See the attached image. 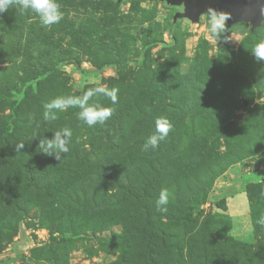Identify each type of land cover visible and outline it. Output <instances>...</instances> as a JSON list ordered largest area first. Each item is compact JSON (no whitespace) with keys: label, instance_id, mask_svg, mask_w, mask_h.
Instances as JSON below:
<instances>
[{"label":"rangeland","instance_id":"obj_1","mask_svg":"<svg viewBox=\"0 0 264 264\" xmlns=\"http://www.w3.org/2000/svg\"><path fill=\"white\" fill-rule=\"evenodd\" d=\"M57 2L63 19L51 26L15 7L0 15V264H53L43 253L55 237L65 264L118 263L122 249L115 239L124 233V210L117 208V217L109 219L91 209L110 188L99 179L103 161L111 157L109 170L116 173L120 151L96 153L85 165L76 148L104 145L98 132L113 125L117 109L132 98L140 111L129 110L123 123L132 142L147 140L155 125L151 117L160 105L171 106L164 114L172 125L162 153L169 165L165 176L200 193L201 213L181 230L189 250L183 263L256 259L251 250L264 246L252 218L253 208L264 217V61L251 50L264 41V24L254 31L251 24H237L215 36L207 16L197 24L175 20L184 7L161 0ZM173 74L179 88L171 99ZM96 86L118 90L114 105L102 95L90 100L114 109L105 124L88 127L78 119L79 108L44 120V105L52 99ZM63 128L72 137L61 160L37 151L42 139ZM20 141L25 148L17 153ZM131 179L142 182L135 174ZM260 231L264 235V226ZM163 249L156 244L157 261L174 264V255Z\"/></svg>","mask_w":264,"mask_h":264},{"label":"trees","instance_id":"obj_2","mask_svg":"<svg viewBox=\"0 0 264 264\" xmlns=\"http://www.w3.org/2000/svg\"><path fill=\"white\" fill-rule=\"evenodd\" d=\"M172 81L173 84L169 89L168 95L170 98L172 94L175 95L176 89L179 88V80L176 74H173ZM150 103H153V101ZM139 107V102L132 98L123 109H117V121L98 132L97 137L107 139L104 145L96 146L91 144L89 151L84 150L81 144H78V149L76 148L83 154L85 165L91 163L89 162L92 159L91 156L96 153L102 155L110 153L112 156L120 151L121 163L116 173L109 170L113 163L111 157L103 161L106 167L102 168L103 173L99 179L104 180L110 188L107 189L103 201L93 206L91 214L104 212L107 218L114 219L117 217V208L124 210V233L119 239H115V244H118L122 249L121 257L117 264H160L154 254L156 244L164 248V253L174 255V264H185L183 259L185 252H189V250L186 248L188 243L181 230H185L195 224L197 215L201 213L197 204L200 193L189 192L186 189V184H183L182 179L178 177L170 175V178H167L168 174L165 176L169 171V165H167L165 158L162 157L164 141L159 144L157 149L147 152L143 150L146 140L132 142L123 123L126 122L125 118L130 117L128 111L135 108L138 112L140 111ZM170 107L167 103L160 105L159 111L153 115L154 117H151V123L154 125L157 118L164 117L165 112H168ZM144 109L148 110L150 107L148 106ZM216 121L220 120L216 119ZM135 130L134 134H137L140 128ZM154 133L155 125L150 135ZM115 136H117V143ZM204 148L207 150V146ZM208 154L211 155L210 153ZM142 162L145 164V172L141 170ZM113 173L115 174L113 175ZM133 174L142 181L138 183L139 185L132 183L131 177ZM221 175L222 173L217 175L210 182V185ZM183 180L187 181V178ZM161 186L170 192L169 203L164 206L166 211L158 207L154 209L150 203V194L155 195V201H157ZM251 202L254 203L253 198H251ZM252 218L255 237L263 241L264 235L260 231L261 225L257 223L261 217L256 213L255 208H253ZM58 241L59 239L55 237V245L53 244L52 247L44 250V260L53 264H65L61 260L64 259V253L60 249L62 243ZM246 248H249V246ZM251 255L256 257V259L247 257V264L263 263L264 246L259 247L256 251L251 250ZM163 264H170V261H165Z\"/></svg>","mask_w":264,"mask_h":264},{"label":"clouds","instance_id":"obj_3","mask_svg":"<svg viewBox=\"0 0 264 264\" xmlns=\"http://www.w3.org/2000/svg\"><path fill=\"white\" fill-rule=\"evenodd\" d=\"M15 7L18 10L31 11L39 16L42 25L51 26L59 23L63 19V12L57 0H0V15ZM209 18L210 33L220 36L224 33L226 22L230 18L229 14L218 12L214 8H209L205 14ZM257 61H264V41L257 43L251 50ZM117 89H107L104 86L90 88L79 96H58L44 105V120H56L58 112H64L69 108H79L78 119L88 127L103 125L108 121L114 109L111 107H101L90 100L94 96L102 95L107 97L114 105L118 101ZM172 125L167 118L160 117L155 120V133L150 135L143 145L144 151L155 150L162 141L168 137ZM52 138H44L37 147V151L46 155L54 156L55 159L61 160L64 154L70 150V140L72 131L69 128H63L53 132ZM17 153L25 148V142L20 141L14 144ZM170 192L168 189H161L156 201L157 207L166 211L169 203ZM257 223L264 226V217H261Z\"/></svg>","mask_w":264,"mask_h":264},{"label":"water","instance_id":"obj_4","mask_svg":"<svg viewBox=\"0 0 264 264\" xmlns=\"http://www.w3.org/2000/svg\"><path fill=\"white\" fill-rule=\"evenodd\" d=\"M122 2L124 0H118ZM143 1V0H139ZM173 7H184L175 20L187 19L193 24L206 16L209 8L229 14L225 32L237 24H251L252 31L264 24V0H161Z\"/></svg>","mask_w":264,"mask_h":264}]
</instances>
